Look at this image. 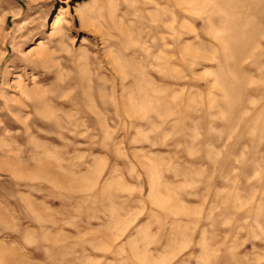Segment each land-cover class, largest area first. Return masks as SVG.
I'll list each match as a JSON object with an SVG mask.
<instances>
[{
	"label": "rangeland",
	"instance_id": "rangeland-1",
	"mask_svg": "<svg viewBox=\"0 0 264 264\" xmlns=\"http://www.w3.org/2000/svg\"><path fill=\"white\" fill-rule=\"evenodd\" d=\"M0 264H264V0H0Z\"/></svg>",
	"mask_w": 264,
	"mask_h": 264
},
{
	"label": "bare ground",
	"instance_id": "bare-ground-1",
	"mask_svg": "<svg viewBox=\"0 0 264 264\" xmlns=\"http://www.w3.org/2000/svg\"><path fill=\"white\" fill-rule=\"evenodd\" d=\"M58 20V19H57Z\"/></svg>",
	"mask_w": 264,
	"mask_h": 264
}]
</instances>
